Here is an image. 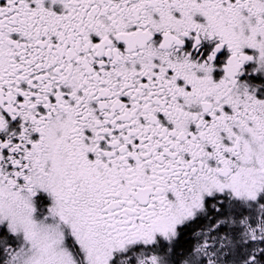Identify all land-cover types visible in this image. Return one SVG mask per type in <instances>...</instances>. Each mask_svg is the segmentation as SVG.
<instances>
[{
    "label": "snow or ice",
    "instance_id": "snow-or-ice-1",
    "mask_svg": "<svg viewBox=\"0 0 264 264\" xmlns=\"http://www.w3.org/2000/svg\"><path fill=\"white\" fill-rule=\"evenodd\" d=\"M0 264H264V0H0Z\"/></svg>",
    "mask_w": 264,
    "mask_h": 264
}]
</instances>
